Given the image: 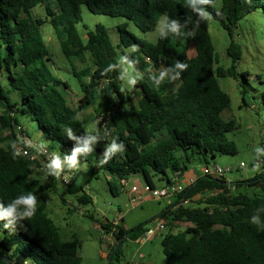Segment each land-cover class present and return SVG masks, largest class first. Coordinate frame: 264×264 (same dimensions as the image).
<instances>
[{"label": "trees", "instance_id": "1", "mask_svg": "<svg viewBox=\"0 0 264 264\" xmlns=\"http://www.w3.org/2000/svg\"><path fill=\"white\" fill-rule=\"evenodd\" d=\"M221 1L220 7H207V11L230 36L228 66L219 64L205 22L192 37L158 38L155 43L136 36L127 22L119 26L117 44L102 23L92 29L85 24L81 30L78 27L83 21L81 6L86 4L92 13L124 17L142 31H152L164 14L182 22L187 15L195 19V13L184 6L186 0H0V201L7 204L29 191L37 196L36 213L21 222L23 227L18 225L11 232L0 222L4 234L0 239V264H23L24 260L29 264L82 262L81 240L77 236L64 239L46 212L63 177L57 180L43 171L42 180L32 176L34 168L42 170L46 156L23 143L25 136L32 139L27 121L35 123L40 137L47 141L34 140L36 144L43 142L51 152L70 154L74 142L66 137L64 128L71 127L76 135H83L93 120L81 113L95 107L96 131L105 138L90 155L81 157L80 163H90L94 172L103 171L115 195L134 174L143 175L145 184L157 187L154 176L158 173L164 181L161 186L171 185L184 181L196 154L204 157L205 167H210L208 157L238 152L227 135L233 121L223 115L231 97L218 77L241 75L247 80L248 72L238 67L243 52L235 35L241 19L258 9L264 12V0ZM36 6H41L42 12L36 14ZM47 22L79 80L81 98L77 106L67 97L70 82L49 65L51 57L42 32ZM133 44L138 48L130 53V59L137 61L135 68L143 75L130 92L121 93L119 70L102 73L118 61L122 46ZM191 47L195 48L194 56H190ZM174 60L187 63V71L177 81H165L157 89L147 69L151 65L158 69L161 63L170 66ZM75 62L85 65L78 69ZM242 92V101L248 104L246 90ZM262 102L264 105V90ZM113 138L124 144V150L97 167L105 145ZM13 141L21 149V156L15 159L10 147ZM260 158L261 172L241 182H229L224 175L197 173L196 180L152 218H164L170 226L190 224L176 232L170 227L164 235L165 264H264V155ZM65 174L75 178L76 169H66ZM243 185H262L263 193L244 191ZM68 186L71 193L83 192L78 195L81 203L92 200L79 183ZM253 215L259 216L260 226L251 223ZM100 226L116 238L108 253L110 264L114 256L122 255L126 237L138 239L146 230L144 223L132 229L122 225L114 229L111 220ZM17 256L24 257L23 261L17 262Z\"/></svg>", "mask_w": 264, "mask_h": 264}, {"label": "rangeland", "instance_id": "2", "mask_svg": "<svg viewBox=\"0 0 264 264\" xmlns=\"http://www.w3.org/2000/svg\"><path fill=\"white\" fill-rule=\"evenodd\" d=\"M221 2V0H215V6L220 7ZM33 10L36 14L42 12L41 6H36ZM81 10L83 21L78 25L79 29L81 30L84 24L92 29L96 24L102 23L108 27L115 44L120 39L119 26L125 22H127V28L136 36L152 43H155L158 39L154 35V30L142 31L132 21L124 17L92 13L86 4L81 6ZM205 23L211 33L219 64L228 66L231 63V58L227 54V47L230 43L227 30L213 17L210 22ZM42 32L51 57L49 65L53 72L70 82L71 87L66 90L67 97L71 104L77 106V101L81 98V87L78 78L71 71L72 64L64 55L50 23L47 22L42 26ZM235 39L241 44L243 52L238 67L240 71L248 72L247 80L240 75L238 78L218 77V81L231 97L230 106L223 112V115L227 120L233 121V127L227 135L229 139L236 143L238 152L236 154L217 155L215 158L208 157V166L213 167L214 164H217L223 168H229L230 170L226 171L224 177L228 181L241 182L255 176L262 170L260 164H258L259 169H254V165L257 164L255 160L262 157L255 149L257 147L263 148L262 144L264 142V105L262 102L264 90V83L262 82V79L264 80V12L262 9H258L240 20ZM129 48L122 46L118 50V58L124 55L123 50L125 52ZM189 53L190 56H194L195 48L191 47ZM74 65L81 69L85 64L75 62ZM162 66L165 65L161 63L158 69L151 65V68L158 71ZM131 89L125 88L124 92H130ZM243 89L246 90L248 104H244L242 101ZM81 114L93 120L88 127L92 125L96 130L95 107H89ZM26 126L33 139L31 142H34V140L46 141L40 137V130H38L35 123L27 121ZM241 162H244L246 166L240 167ZM205 165L204 157L196 154L190 164V170L202 174ZM156 174L154 176L155 184L157 187H161L164 181L160 180L158 173ZM32 176L42 180V170L34 168ZM58 183V193H52V199L47 204L46 212L57 224L64 239L77 236L81 240L82 243L79 249L82 258L81 264H110L108 253L111 244L109 243L111 240L116 242V238L111 232L103 231L100 225L106 220L112 221L117 216L119 207L126 211L122 223L125 229H132L141 223H144L145 227H149L153 224L152 218L167 207L169 199L174 200L176 198V196L160 199L149 197L136 207L126 210L125 207L129 201V192L132 185H144L146 183L144 176L141 174L132 175L123 190L115 195L108 186L104 172H94L92 165L88 162L80 163V166L76 169L75 178L68 176V182L62 178ZM73 183H79L83 190L92 197L89 203L78 201V195L83 192H69L68 184ZM242 190L250 193H263L262 185L251 187L243 185ZM75 207L78 209L77 211L74 210ZM188 225L190 224L183 222H177L172 226L168 225L162 235L143 243L133 236L126 237L121 246L122 255L119 257L114 256L112 264H165L166 256L162 244L164 235L171 228L172 232H176L185 229ZM3 235L0 230V239ZM23 258L17 256L16 261L20 263Z\"/></svg>", "mask_w": 264, "mask_h": 264}, {"label": "clouds", "instance_id": "3", "mask_svg": "<svg viewBox=\"0 0 264 264\" xmlns=\"http://www.w3.org/2000/svg\"><path fill=\"white\" fill-rule=\"evenodd\" d=\"M186 8L191 9L195 13L196 18L187 15L183 18V22L180 19L170 18L167 14H164L156 23L154 29V35L159 39H168L172 37L174 39H180L181 37H192L195 31L200 27L202 22H210L212 19L211 13L207 11V7H215V0H186L184 5ZM219 15V12H217ZM190 29L189 31H184ZM138 45L133 44L129 49L125 50V54L118 58L116 63H110L105 69L102 75H106L108 72L119 70L118 79L122 82L120 91L121 93L125 88H134L138 81L142 78V73L136 70V60L130 59V53L136 51ZM188 65L180 60H174L170 66H162L158 71H153L151 67L147 69L148 78L152 81L157 89L160 85L168 81L173 83L180 79L181 74L187 71ZM79 119V115L76 116ZM64 133L66 137L74 142L70 154H61L53 151L48 152L45 143L41 142L36 144L31 141H23L27 147L33 148L35 151L42 153L46 156V162L43 163L42 171L47 176L56 178L57 180L63 179L67 182L68 176L65 174V170L71 171L77 169L80 166V158L87 157L94 150L99 141L105 137H101L98 131L94 130V126L90 125L85 128L83 135H76L71 127H65ZM12 149L13 159L21 156V149L18 146L17 141H13L10 145ZM124 144L118 143V138H113L110 143L106 144L104 151L101 154L97 167L103 166L108 161L124 150ZM255 151L259 155H264V148L257 147ZM258 164L254 165V169H259ZM37 196L33 192H27L26 194H20L14 199L10 200L7 204L0 201V222H3V229L11 232H15L17 226L22 221L31 219L37 210ZM251 223L254 225H261L258 215L251 217ZM23 264H29V260H24Z\"/></svg>", "mask_w": 264, "mask_h": 264}, {"label": "built area", "instance_id": "4", "mask_svg": "<svg viewBox=\"0 0 264 264\" xmlns=\"http://www.w3.org/2000/svg\"><path fill=\"white\" fill-rule=\"evenodd\" d=\"M99 120H102V116H99ZM24 141H32L29 137L25 136L23 137ZM48 152H51L48 148H46ZM25 153H27V150H24ZM257 164L262 163V158H259L258 161H256ZM246 164L244 162H241L240 167H245ZM229 168H223L219 165H215L213 167H205L202 171L204 174L207 175H214V176H222L225 175L226 171H229ZM67 175V174H66ZM68 176V175H67ZM197 176V175H196ZM196 176L190 178L189 180L184 181H176L174 184L171 185H165L161 187H151L147 184L144 185H132L130 192H129V201L126 204V210L130 208H134L137 205H139L142 201L148 199L149 197L153 198H168L175 195H178L181 193L190 183L194 182L196 180ZM63 177V176H62ZM64 180V179H63ZM65 181V180H64ZM68 182V181H67ZM169 202L171 200L169 199ZM186 203L189 202V200H185ZM125 212L122 208L118 209L117 216L112 220L113 224L115 225L114 229H116V226L122 225L124 222ZM168 226V222L164 218H156L153 220V224L149 227H146L145 232L143 235L138 238L139 242L143 243L151 238H154L158 235H162L165 231V229ZM101 227V226H100ZM102 229V227H101ZM103 230V229H102Z\"/></svg>", "mask_w": 264, "mask_h": 264}, {"label": "crops", "instance_id": "5", "mask_svg": "<svg viewBox=\"0 0 264 264\" xmlns=\"http://www.w3.org/2000/svg\"><path fill=\"white\" fill-rule=\"evenodd\" d=\"M197 173H198V172H196V171H194V170H190V171L188 172V174H187V176L185 177L184 180H189L190 178L196 176ZM229 182H233V181H232V180H229ZM114 238H115V236H114ZM115 243H116V242H114V241L111 240L109 244L113 245V244H115Z\"/></svg>", "mask_w": 264, "mask_h": 264}, {"label": "water", "instance_id": "6", "mask_svg": "<svg viewBox=\"0 0 264 264\" xmlns=\"http://www.w3.org/2000/svg\"><path fill=\"white\" fill-rule=\"evenodd\" d=\"M0 258H2L1 254H0ZM4 261H7V260H4Z\"/></svg>", "mask_w": 264, "mask_h": 264}]
</instances>
